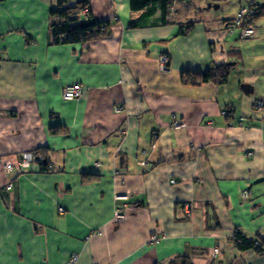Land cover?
<instances>
[{"label":"crops","instance_id":"0c3cea01","mask_svg":"<svg viewBox=\"0 0 264 264\" xmlns=\"http://www.w3.org/2000/svg\"><path fill=\"white\" fill-rule=\"evenodd\" d=\"M55 2L0 0V264H264L231 241L264 237V93L253 80L250 99L180 81L228 62L226 27L129 29L130 0H92L110 35L55 45ZM74 83L77 105L63 99ZM37 150L28 169L4 171ZM118 195L130 197L124 221Z\"/></svg>","mask_w":264,"mask_h":264},{"label":"trees","instance_id":"16d2710c","mask_svg":"<svg viewBox=\"0 0 264 264\" xmlns=\"http://www.w3.org/2000/svg\"><path fill=\"white\" fill-rule=\"evenodd\" d=\"M91 1L56 0L55 5L49 11L48 32L52 44L65 46L86 45L110 35L113 22L96 19L91 10ZM175 1L177 0H130L128 28L137 29L145 26L155 27L175 24L178 29L176 37L187 36L197 22L188 19L177 21L170 17V14L176 11ZM183 1L188 2L189 0ZM208 1H210L208 3L211 6L217 0ZM243 10H245L244 14L242 13ZM261 15H264V4L260 5L252 1L247 7L241 6L237 16L231 21L223 20V24L230 32H232L233 26L239 27L240 37H242L245 30L254 29V24ZM160 57H166V62L161 68L167 70L170 67L168 55L163 54ZM230 67L229 64L224 63L212 64L208 69L199 72L183 70L180 72V81L187 86H198L204 82H212L216 85L226 84L232 68ZM263 105L264 103L261 106L263 107ZM39 152V150L33 152L34 161L37 159ZM0 163L2 162L0 161ZM14 168L19 171L28 169L12 166V170L8 173H12L15 170ZM171 183L175 184L176 181L172 180ZM12 185L13 183L9 181L5 187L10 190ZM129 198L120 201L119 204L121 206L126 204ZM231 241L239 251H253L257 255L264 254V237L260 235L248 236L236 231ZM184 264L189 263L185 262Z\"/></svg>","mask_w":264,"mask_h":264},{"label":"rangeland","instance_id":"374dc122","mask_svg":"<svg viewBox=\"0 0 264 264\" xmlns=\"http://www.w3.org/2000/svg\"><path fill=\"white\" fill-rule=\"evenodd\" d=\"M252 1L256 4H264V0H217L213 2L214 5L210 6L208 3L210 1L208 0H189L188 2L177 0L175 1L176 11L172 12L170 17H173L177 21L188 19L196 22H202L207 30H212L217 27L224 29L223 20L231 21L237 16L241 6L247 7ZM253 28L254 36H252V34V37L244 38L243 36L240 37V28L233 26L231 29L232 32L229 30L224 35L226 42L222 43L223 49L230 57L228 58V62L226 64L230 63L233 65L235 62L237 63L233 65L234 68L231 70L232 75H229V84L221 85L227 87L229 86L233 93H237V95H240L242 99L253 98L255 94H243L238 85L241 83L251 82L252 80L255 82L254 87L256 89V93H264L263 75L256 73H253L251 76L246 75L247 71H254L255 66H264V15L259 16ZM159 66H162L161 62ZM254 75L257 76V78L252 79ZM81 97L82 94L80 99ZM234 97L235 96H233V98ZM154 236L155 235L151 236L150 241L153 240ZM158 240L159 238L155 242Z\"/></svg>","mask_w":264,"mask_h":264},{"label":"built area","instance_id":"2783aa9c","mask_svg":"<svg viewBox=\"0 0 264 264\" xmlns=\"http://www.w3.org/2000/svg\"><path fill=\"white\" fill-rule=\"evenodd\" d=\"M242 13H245V10L242 11ZM253 34V29H247L244 31L243 33V37H249ZM160 62L161 65H163L166 62V57H161L160 58ZM83 90L82 87L79 85H69L68 90L66 91L67 94V98H69L71 100V104H74L76 102H79L80 96L82 94ZM262 103L259 102L257 103V106H261ZM173 125L175 128H179V127H184L185 125L183 123H180L179 121H174ZM33 152H26L24 154H22V159L21 161L18 162V166L22 167V168H28L30 166V164H32V162L34 163V159H33ZM12 170V165L10 164H4V171L5 172H10ZM9 187V186H8ZM128 198L127 195H118L115 197L116 201L120 202V201H124ZM123 207H125V205H122ZM121 206V208H123ZM120 207V206H119ZM121 208H118L117 210H115L114 212V220L115 221H122L124 220L125 216L122 213ZM158 238H156L154 236L152 241H156ZM219 253V249L215 248L213 255L216 256ZM78 260V257L73 256L72 258L69 259V261L67 262V264H76Z\"/></svg>","mask_w":264,"mask_h":264},{"label":"water","instance_id":"95a60500","mask_svg":"<svg viewBox=\"0 0 264 264\" xmlns=\"http://www.w3.org/2000/svg\"><path fill=\"white\" fill-rule=\"evenodd\" d=\"M241 88H242V90H243V92H244L245 95H250L254 91L252 85L247 84V83L241 84Z\"/></svg>","mask_w":264,"mask_h":264},{"label":"bare ground","instance_id":"6f19581e","mask_svg":"<svg viewBox=\"0 0 264 264\" xmlns=\"http://www.w3.org/2000/svg\"><path fill=\"white\" fill-rule=\"evenodd\" d=\"M70 85H79V83H74V84H70ZM79 86H81V85H79ZM68 88H69V86L67 85V87L65 88V91H64V93H63V99L65 100V101H67V102H71V100L69 99V98H67V94H66V91L68 90ZM78 104V102H76V103H74V105H77ZM29 152H31V151H29ZM156 237V236H155ZM157 238V237H156Z\"/></svg>","mask_w":264,"mask_h":264},{"label":"clouds","instance_id":"9594fccd","mask_svg":"<svg viewBox=\"0 0 264 264\" xmlns=\"http://www.w3.org/2000/svg\"><path fill=\"white\" fill-rule=\"evenodd\" d=\"M253 34H254V31H253ZM249 37H252V36H249ZM249 37H246V38H249ZM245 38V37H244Z\"/></svg>","mask_w":264,"mask_h":264}]
</instances>
